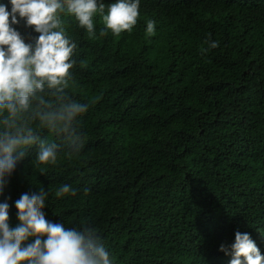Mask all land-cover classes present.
<instances>
[{"label":"trees","instance_id":"obj_1","mask_svg":"<svg viewBox=\"0 0 264 264\" xmlns=\"http://www.w3.org/2000/svg\"><path fill=\"white\" fill-rule=\"evenodd\" d=\"M66 31L84 147L48 167L30 150L0 196L10 225L14 202L43 186L46 219L96 228L113 264H228L219 247L237 230L264 255V0H141L131 34ZM206 39L219 46L203 51ZM62 184L76 195L57 197Z\"/></svg>","mask_w":264,"mask_h":264},{"label":"clouds","instance_id":"obj_2","mask_svg":"<svg viewBox=\"0 0 264 264\" xmlns=\"http://www.w3.org/2000/svg\"><path fill=\"white\" fill-rule=\"evenodd\" d=\"M141 0H0V196L19 162L34 150L33 163L55 166L63 151L79 155L84 147L80 118L88 110L70 95V71L77 44L67 34L70 22L89 38L111 32L131 34L140 17ZM10 5V10H8ZM11 17V20H10ZM38 36L26 43L13 26L18 18ZM102 27L97 29V24ZM156 32V21H146L145 34ZM207 48L219 42L206 39ZM47 130L55 139L40 134ZM17 199L18 224L9 223V203L0 200V264H113L98 230L82 223L66 227L45 217L48 191L42 186ZM77 189L60 185L57 197L75 196ZM219 251L230 256L228 264H264L251 235L236 231L231 244Z\"/></svg>","mask_w":264,"mask_h":264}]
</instances>
